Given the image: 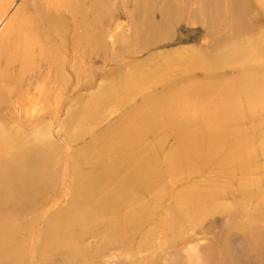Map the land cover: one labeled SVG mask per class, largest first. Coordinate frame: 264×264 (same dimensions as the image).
<instances>
[{
	"label": "rangeland",
	"instance_id": "rangeland-1",
	"mask_svg": "<svg viewBox=\"0 0 264 264\" xmlns=\"http://www.w3.org/2000/svg\"><path fill=\"white\" fill-rule=\"evenodd\" d=\"M23 1L0 0V29ZM42 1L43 7H50ZM82 4L90 5L84 0ZM105 4L109 6L101 13L95 9L97 22L87 14L86 29L77 37L72 36L74 31L61 32L60 38L46 32V24L34 8L19 14L32 42L31 62L24 71L17 63L11 67L18 58L15 44L11 45L14 35L0 37V51L7 46L9 53L8 57L0 54V72L5 76L0 80V92L6 94L0 98V125L10 108L17 118L26 120L25 109L37 107L27 114L39 117L33 147L25 153L24 169L31 168L33 179L25 184H30L29 191L13 192L20 179L3 187L8 198L0 203V212L7 219L0 225V264H264V86L261 102L257 101L252 112L241 92L229 98L220 96L228 85L225 82L211 89L209 96L188 99L196 102L182 107L178 99L161 98L164 103L151 123L156 130L142 136V140L149 136L156 150L155 160L147 159L152 172L136 187H117L113 193L103 187H94L93 191L87 188L91 178L104 168L93 171L90 160H81L85 154L79 150L92 146L89 154L101 157L100 143L93 139L105 132L120 111L115 108L109 119L95 128V124L84 122L83 114L89 109V116L100 117L103 112L92 111L87 98L80 97L92 94L108 81L113 83L107 80L114 77L113 71L127 69L125 61L129 57L113 55L116 37L111 33L120 24L129 28L137 17L130 0H105ZM245 16L261 22L253 38L261 39L264 0H253ZM76 20L83 21L81 17ZM179 26L172 31L173 41L150 52L199 44L205 39L202 25ZM47 37L57 46L49 45ZM253 39L244 37L243 44ZM76 43H82L79 50ZM233 70L221 71L228 75ZM17 74L20 78H15ZM30 79L32 84L28 83ZM252 88L258 91V87ZM110 100L116 103L120 99L114 95ZM21 105L23 110L18 107ZM46 110L53 114L41 118ZM192 116L194 126L207 125L203 133L208 135L212 130L220 142L209 145L206 138L192 149L179 150V131L166 126ZM89 129V134L77 137ZM6 141H0V163L8 171L10 151L4 152ZM120 153L127 156L130 147L121 148ZM89 195L95 198L94 204Z\"/></svg>",
	"mask_w": 264,
	"mask_h": 264
},
{
	"label": "bare ground",
	"instance_id": "bare-ground-1",
	"mask_svg": "<svg viewBox=\"0 0 264 264\" xmlns=\"http://www.w3.org/2000/svg\"><path fill=\"white\" fill-rule=\"evenodd\" d=\"M45 1L50 6L49 8L41 5L42 0L23 1L18 7V11L16 10L0 29V37H4L6 34L14 35L11 45L15 44V54L18 55V58L11 63V67L17 63L20 70L24 71L25 65L31 62L29 56L32 42L28 39V29L21 25L22 20L18 18V15L22 14L24 10L34 8L46 24L45 31L54 32L60 38L61 32L72 34L73 31L72 36L77 37L78 33L86 29L85 19L88 13H91L92 19L97 22L99 18L95 15L97 12L95 9L98 8L101 13L109 6L105 4V0H84L90 3L88 7L82 4V0ZM130 1L136 8L134 12L137 11V17L131 21L129 28L126 24H120L117 30L111 33L116 37L113 55L129 57V60L125 61L127 69L113 71L111 76L114 77L107 78V80H113V83L108 81L98 87L97 91H92V94L88 93L85 97H83L84 95L80 97L82 100L87 98L86 101L92 111L95 109L103 112L100 117L89 116V109L84 112L82 118L84 122L95 124V128L104 124L115 108L120 111L119 117L108 124L105 132L99 133L93 139L95 143H100V149H102L100 155L102 156L90 155L88 149H91L92 146H85L79 150L86 155L82 159L75 156L83 161L90 160L93 171L99 166L104 168L88 182L89 191H93L94 187H103L108 193H113L116 192L117 187L120 189L130 187V185L136 187L141 183L144 175L152 172L153 167L148 164L147 159L155 160L156 150L148 141L149 136L143 140L142 136L156 130L153 129L155 124L151 125V123L159 111V106L164 103L161 98L178 99L180 107H182L186 103L196 102L188 99L195 100V98L209 96L211 89L221 87L224 82L228 85L222 89L220 96L229 98L241 92L251 112L254 111L257 101L261 102L263 97L261 87L264 86V36L261 39H253L257 36L259 31L257 29L261 28V22H253L245 16V13L249 12L253 0H151V4L149 0ZM153 5L155 8L149 9ZM54 7L56 8L54 9ZM77 17H81L83 21L78 23ZM67 18H70V21ZM70 24H73V28ZM181 24L202 25L205 29V39L202 43L164 49L155 53L150 52L151 49L158 48L159 45L173 41L172 31H177V27ZM259 26L260 28H258ZM215 27H218V30H215ZM21 36H23V40ZM243 36L246 40L253 39L250 40L252 42L244 45ZM54 37L56 38V36ZM137 38L138 40L133 43ZM47 39L49 45H56L55 40L51 37H47ZM4 45L1 46V49ZM75 46L79 50L78 47H81L82 43L80 45L76 43ZM128 47L131 50H128ZM7 49V46H4L0 54L8 57ZM10 62H7L8 68H10ZM121 62L124 64V60ZM237 62L240 64L236 65ZM232 67L235 69L234 73L225 75L226 73L221 71ZM15 76V78L17 76L20 78L21 75ZM4 77V73L0 72V80ZM28 83L32 84L31 79ZM254 86L258 87L257 92L252 88ZM5 95L0 92V98ZM114 95L120 100L111 103L110 98ZM13 106L15 105L13 104ZM18 107L23 110L24 106ZM36 108L25 109L26 120L17 118L15 110L10 108L8 109L9 115H5L4 121L1 120L3 124L0 125V141L7 140L4 152L10 151V156L8 171H5L0 163V203H4L8 198L7 190L3 187L9 181H14L13 184H17L19 179L21 180L19 182L21 184L14 187L15 194L28 192L30 184H25L33 182L31 168L24 169V161L27 148L33 147L34 143H31L34 142V127L39 121V117H35L34 114L30 116L27 113H30V110L36 111ZM172 111L173 107L169 112ZM150 112L151 114L148 116ZM165 112L168 110L166 109ZM46 113L53 114L51 110H46L41 118L46 117ZM194 120L195 116L183 117L180 123L167 124L166 129L175 128L179 131L176 141L180 146L179 150L192 149L204 142L206 138L209 145L220 142V139L212 134V130L208 132V135L203 133L202 129L207 128V125L194 126L193 124L196 123ZM90 131L92 130L89 129L86 133L81 131L76 135L79 138L82 137V134H89ZM128 146L130 153L124 156L120 153V149ZM93 171L88 175L90 176ZM16 179H18L17 182ZM107 186L113 189H108ZM88 199L93 204L96 202L95 198L90 195ZM3 215L0 212V225H4L3 223L7 220Z\"/></svg>",
	"mask_w": 264,
	"mask_h": 264
}]
</instances>
